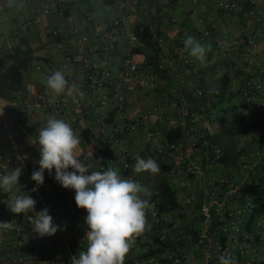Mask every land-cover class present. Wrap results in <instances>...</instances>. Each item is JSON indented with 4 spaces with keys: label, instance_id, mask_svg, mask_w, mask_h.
Segmentation results:
<instances>
[{
    "label": "built area",
    "instance_id": "2783aa9c",
    "mask_svg": "<svg viewBox=\"0 0 264 264\" xmlns=\"http://www.w3.org/2000/svg\"><path fill=\"white\" fill-rule=\"evenodd\" d=\"M211 1L222 13L240 11L244 21L259 22L258 27L245 31L243 44L232 58L234 75L229 91H240L249 113L264 109V76H256L252 71L256 66L255 49L261 35L260 22L264 21V5H258L255 0H247L246 6H241L238 0ZM62 2L68 1L50 0L22 18L10 32L0 35L2 57L30 31L41 32L56 52L52 61H37L32 71L27 72L37 82L18 93L23 112L10 110L0 102V175L16 167L26 169V160L21 163L17 156L28 157V153L17 142L16 134L22 136L26 146L35 147L31 139L35 140L37 129L50 116L64 119L81 139L77 155L83 163L91 164L92 170L97 171L119 169L122 177L135 179L151 192L149 199L154 207L147 211L150 228L136 238L124 264H219L218 257L222 254L231 256L234 264H264V138L234 165L227 166L221 161L220 151L208 138L218 132L221 106L214 104L218 90L215 95L196 84L191 76L197 66L196 57L185 50L183 34H177L171 41L161 31L156 21L159 14L156 0H116L110 6L105 5L111 16L107 21L104 15L99 18L92 11L71 15L64 22L72 24L81 20L85 23L84 31L56 41L61 30L48 28L44 21ZM199 22L204 23V19ZM107 25L115 28L113 34H109ZM142 34L158 51L154 63L134 51L147 45ZM210 36L209 30H204L199 42ZM223 41L218 38L215 43L221 47ZM9 65L0 59V74ZM156 68L166 72L174 82L173 87L161 94ZM58 69L70 83L80 87L85 94L82 99L77 97L74 102L72 97L56 96L46 87L45 78ZM190 97L205 98L204 104L192 110ZM143 99H148V105L135 110ZM177 128L181 130L180 136L167 139L164 131ZM137 155L155 161L171 159L166 176L171 186H175L179 208L161 210L155 175L133 172ZM32 173L29 170L30 176ZM54 177V169L51 175L45 170L44 183L37 187L31 180L28 192L36 200V206L49 210L55 225H63L55 235L49 236L50 254L43 259L44 248L23 253L18 247L7 250L0 264L37 260L46 264H71L79 251L86 250L87 212L81 209L77 220L69 222L54 200L62 196L74 198L75 191L63 188ZM34 187H37L35 192ZM10 200L6 198L5 203L10 205ZM253 214L255 219L247 226ZM177 215L185 220L179 233L174 232ZM3 231H12L19 243L20 225L12 221L11 230ZM61 248L67 249L66 257L60 256Z\"/></svg>",
    "mask_w": 264,
    "mask_h": 264
},
{
    "label": "clouds",
    "instance_id": "9594fccd",
    "mask_svg": "<svg viewBox=\"0 0 264 264\" xmlns=\"http://www.w3.org/2000/svg\"><path fill=\"white\" fill-rule=\"evenodd\" d=\"M185 50L197 59L203 60L209 47L201 45L194 37L188 36L184 41ZM46 87L56 96L67 95L77 101L83 98L84 92L76 83H70L62 70H55L45 78ZM33 145L38 146L40 158L36 163L39 170L33 171L31 180L37 187L44 183V172L49 175L55 170V180L65 189L75 191V204L87 212L85 224L87 230L84 240L87 247L73 257L71 264H124L125 258L136 238L141 236L150 224L147 211L154 207L150 202V190L133 178H124L119 169L92 170L91 164H85L78 158L81 144L80 137L70 123L64 119L50 116L46 124L37 129ZM28 157L17 156L21 163ZM69 168L72 171H69ZM91 174H87L89 170ZM23 168H12L8 173L0 175V190L12 193L9 211L14 214L34 213L29 216L33 231L40 237L53 236L59 225L47 208L35 211L36 200L22 191L19 179ZM160 171L158 163L151 157L145 159L137 155L133 172L141 174ZM37 187L32 189L33 192ZM148 197V198H146ZM12 222H0V230H11ZM219 264H234L231 256L222 254Z\"/></svg>",
    "mask_w": 264,
    "mask_h": 264
},
{
    "label": "crops",
    "instance_id": "0c3cea01",
    "mask_svg": "<svg viewBox=\"0 0 264 264\" xmlns=\"http://www.w3.org/2000/svg\"><path fill=\"white\" fill-rule=\"evenodd\" d=\"M50 0H0V35L4 33L10 32L19 21L26 17L31 15L35 10L40 9L44 4L48 3ZM70 1H79V0H67ZM194 2L196 5V9L193 14H191L188 17L181 16L178 11H163L162 16H160L158 25L159 28L164 32L167 39H172L179 33L183 34L186 38L188 36H192L195 38L197 42H199V36L201 32L204 30H209L211 36L208 37V39H205L202 42H199L201 45L205 47L210 46V50L206 51L205 57L203 60L198 59L197 62V68H196V75L197 73L203 74V80L207 86H210L213 84L212 74L213 73V63H218L221 59L226 57L225 55H232L241 47L242 44V33L244 28V20L242 19L241 12L237 11L235 12V15L228 16L226 14H223L221 10L217 7V5L212 2L211 0H178V2L181 5H187L190 2ZM258 5L262 6L264 5V0H255ZM93 2V1H91ZM241 6L247 5V0H238ZM83 4V3H82ZM81 6V3H80ZM83 7V6H81ZM93 8V6H92ZM83 10V9H82ZM95 12V11H94ZM96 13V12H95ZM160 13V12H159ZM79 13H74V16L79 15ZM98 14V13H96ZM99 18H102L101 15L98 16ZM169 18L175 19L176 23H169L171 22ZM203 18L204 23L199 22V20ZM48 21L54 25V23H59L62 25L63 31L70 35L79 34L84 31L85 23L81 20L75 21L72 24L65 23L64 21L61 22L60 18L58 16H51L47 18ZM245 23H250L251 27H258L259 22L256 21V19L248 20ZM261 24V35L260 39L258 41V45L255 49L256 51V66L252 69L253 73L256 76H264V21L260 22ZM249 26V25H248ZM247 27V26H246ZM34 32V31H30ZM218 38H222L223 45L221 47L217 46L215 43V40ZM42 45L44 47L43 54H46L47 56L51 57V59H54L56 56L55 49L52 51L50 47H52L51 43L45 42V38L42 34L40 35V41L37 43H33L32 47H37ZM219 48H221L219 52ZM147 50H152V47L148 44ZM226 52V53H225ZM25 81V87L26 86H33L37 82V78L34 75H30L28 73L24 76ZM156 81L160 83L161 85H167L169 88L174 86L173 80L169 77V75L163 74H157L156 75ZM213 86V85H212ZM153 101V100H152ZM13 104H10L8 106L10 109L11 107H14V110L22 111L23 108L19 104V101H13ZM148 105V99H143L142 102L138 106H135V110L144 109ZM7 107V106H6ZM23 112V111H22ZM16 140L20 144V146L24 149H26L28 153V158L26 159V169L23 168L22 174L19 179V184L22 187V191L30 190L32 187L31 182V176L29 174V170L31 166L37 164L34 160V157L38 156L40 157L39 153L33 149V147H28L26 144L23 143V138L20 134H16ZM80 152V149L78 150V153ZM170 159V158H169ZM166 161L168 164H170V160H163ZM173 186V185H172ZM3 195L6 196V198L11 199L12 193H5L2 190H0V222H12V220L9 218V215H7V206L5 203V199ZM44 196L48 199H53L49 195L44 194ZM64 197V196H63ZM66 198H59L58 200H54L55 205L57 206L58 210L69 220L70 223L77 220V213L78 211H74L73 206L74 198H71L70 196H65ZM52 200V201H53ZM74 204V205H73ZM73 205V206H72ZM35 211L39 212L41 211V208L38 206H35ZM32 216H34V213L30 212ZM28 219H25V223L27 225H31V222ZM182 216L177 215L175 217L176 222V229L174 230L175 233L178 232V230L182 227V224L184 223ZM25 223L21 226L22 227V235L20 237V241L18 243L17 236L12 232H4L3 230H0V263L3 259L4 253L9 249H15L20 247L23 253L30 252L36 248H44V254L43 259H46V257L50 254L51 248H52V241L49 238V236L40 237L38 235H34L31 231L27 229L25 226ZM60 228H63V225L61 223H58ZM181 230V229H180ZM63 248L59 250V254L62 257H66L68 254V251L66 248V252L60 253V251ZM130 256V252L127 254L126 259H128ZM41 258V259H42ZM24 264H46L43 260H37V261H28Z\"/></svg>",
    "mask_w": 264,
    "mask_h": 264
},
{
    "label": "trees",
    "instance_id": "16d2710c",
    "mask_svg": "<svg viewBox=\"0 0 264 264\" xmlns=\"http://www.w3.org/2000/svg\"><path fill=\"white\" fill-rule=\"evenodd\" d=\"M91 1L93 0H79V1L59 3L57 6V11L52 13V15H49L48 17L58 16L60 18V21L63 22L67 17H70L74 13H79V12L82 13L83 11L84 12H87V11L94 12V8H92V5H91L92 4ZM115 1L116 0H109L107 2H104V1L96 2L95 1V3L98 5L102 4L104 6L102 8H105V5L110 6L111 4H114ZM150 1L154 2V0H150ZM156 2L157 3L155 4L157 5H155V7L157 8V12H160L156 17L157 23L159 21L160 16H162L163 11H166V12L178 11L181 16L188 17L191 14H193L196 9V5L193 1L187 5H181L178 2V0H169L168 2H165L164 0H160V4H159V0H156ZM80 3H81V6L83 7L80 6ZM99 15L101 16L104 15V11L102 12V14L98 13V16ZM47 18L44 22L47 24L48 28L50 27V28L61 30L60 36L55 38L56 41H59L63 38L68 37V34H66L63 31V28L61 25L62 23L61 24L54 23L53 25L48 21ZM105 19L107 21V19L109 18L105 16ZM169 19H171L170 20L171 22L169 23L171 24L176 23L172 20V18H169ZM245 22L247 21H244V28H243V33H242L243 38H245L246 36L245 31L251 28V24L245 23ZM107 28L109 29L108 31L110 35L115 32V28L112 27L110 29L108 25H107ZM40 35L42 36L41 32H38V31L27 32L21 37L20 43L15 48H13L12 51H10L7 54H2L3 57L0 54V59H4L10 63V65L0 74V102L4 106H7V108H9L8 106H10L9 103L13 104L12 103L13 101L19 100L18 93L25 89L24 76L27 72H30L33 69L32 67L34 65V62L35 61H46V62L52 61L51 57L47 56L46 54H43L44 47L42 45L37 46V47H32L33 43H37L38 41H40ZM141 37L145 41V43L148 45L149 42L146 38V35L142 34ZM240 44H243V43H240ZM147 45L144 49L136 48L134 51L138 54L144 55L148 59H151L154 63L156 59L155 55L157 54L158 51H156L151 45L150 46L152 47V50H147ZM220 50L221 48H219V52ZM235 53L232 55L231 54L225 55L226 57L221 59L218 63L215 62L212 64L214 67L213 73H217V71H219V74L221 76L218 84L215 87L207 86L205 84L204 80L202 79L203 78L202 73H199V74L197 73L196 75L195 72H196L197 66L195 70L191 72L192 73L191 76L194 78L196 84L199 87L213 94H215L214 93L215 90H218V94L217 95L215 94L216 102L214 104L220 105L221 106L220 111L223 113H226V112H224L222 105H224L225 103H228L231 97H235V98L239 97L244 101L243 97L240 95V91L238 93H231L229 91V83L231 82L232 76L234 75L233 73L234 71L232 70V66L234 62L232 58L235 55ZM255 61H257V58ZM196 62H198L197 58H196ZM155 71L157 74H160V75H163V74L168 75L166 72L157 70V68ZM190 99L192 103L191 109L196 110V109H199L204 104L205 98L190 97ZM239 107H240V103H236V104H232L231 106H229L227 110H230V113L234 115L236 111L239 109ZM10 110H14V107H11ZM223 113H220V114H223ZM257 126L258 127L260 126L262 128V132H264V121L257 122ZM229 132L231 133L230 141H227V139H225L226 138L225 130L209 135L208 138H209V141L220 151L221 161L225 163L227 166H232L237 162V160L242 156V154L247 153V151L245 147L241 149H237V147L233 143V134L231 131ZM180 133H181V130L179 128L174 129L172 131H164L165 136L169 140L178 138L180 136ZM258 141L260 140L258 139ZM104 153H106L105 150L103 151L102 156L104 155ZM156 162L158 163L159 168H160V171L154 175L157 180L156 190L159 196H161V203H160L161 210L162 211H169V210L173 211L179 208L180 204H179V199H178L179 196L177 194L175 186L174 185L171 186L166 176V173L168 172L171 166L170 164H168L166 161H163V160H156ZM38 167L39 165L35 164L31 166L30 171L33 172V170H35ZM29 191L26 190L24 192L28 193ZM3 197L4 199H6L5 195H3ZM61 198H66V197L62 196ZM74 203H75V200H74ZM6 206L10 207V205H7V204ZM8 207H7V215H9V218L13 222L17 223L20 226H22L25 223L24 221L25 219H28L27 217L32 216L31 213H22L19 215L11 213ZM73 209L74 211L81 210L80 208L76 206V204L73 206ZM255 216L256 215L253 214L250 217L247 226L253 222V220L255 219ZM25 226L26 227L28 226L27 229L31 231L34 235H36V233L33 231V226L31 225L29 226L26 223H25ZM150 254H152V252Z\"/></svg>",
    "mask_w": 264,
    "mask_h": 264
},
{
    "label": "rangeland",
    "instance_id": "374dc122",
    "mask_svg": "<svg viewBox=\"0 0 264 264\" xmlns=\"http://www.w3.org/2000/svg\"><path fill=\"white\" fill-rule=\"evenodd\" d=\"M95 1L99 2L97 0H93L91 5L93 6L94 11L99 14H102V12L104 11V15L110 19L111 16L109 10L106 7L102 8L104 6L102 4H96ZM226 15L233 16L235 15V12H230ZM50 49L53 51L55 47L52 45ZM36 62L37 61L34 62V65L36 64ZM220 77L221 76L219 74V71H217V73L212 74L211 80L213 79V86H216L218 84ZM156 83L159 87V94L169 89L167 85H161L160 83H158V81H156ZM236 103H240V107L236 111V113L232 115L230 113V110H227V108H229V106H231L232 104ZM222 108L226 113L220 112L223 114H220L218 117L219 121L217 122V131L221 132L225 130V139H227V141H230L231 133L229 131H231L233 134V143L237 147V149L245 147L247 152L253 150L259 143L258 139L261 140L262 138H264V132H262V128L260 126H257V122L264 121V109H260L254 113H249L247 110H245L243 100L239 97H231L228 103L222 105ZM33 149H35L39 153L38 146L33 147ZM39 158L40 157L36 156L34 157V160H39ZM182 221L185 223L184 219ZM184 223L180 228L181 230L184 229ZM180 229L177 233L181 231ZM63 251L66 252V250L63 248L60 253H62Z\"/></svg>",
    "mask_w": 264,
    "mask_h": 264
}]
</instances>
